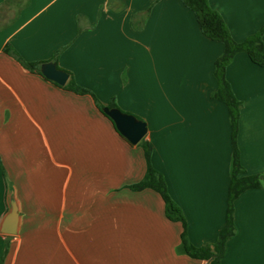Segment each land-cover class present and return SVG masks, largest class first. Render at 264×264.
Here are the masks:
<instances>
[{
  "label": "crops",
  "instance_id": "crops-1",
  "mask_svg": "<svg viewBox=\"0 0 264 264\" xmlns=\"http://www.w3.org/2000/svg\"><path fill=\"white\" fill-rule=\"evenodd\" d=\"M208 1L237 41L264 26V0ZM8 45L147 122L152 163L201 246L226 221L233 145L229 108L212 96L224 44L193 10L183 0H0V258L8 246L3 264H210L181 250L184 224L158 191L127 187L146 173L144 149L92 95L25 69ZM226 75L242 102V165L264 173V66L239 52ZM11 187L14 234L1 231ZM234 220L223 264H264V185L235 199Z\"/></svg>",
  "mask_w": 264,
  "mask_h": 264
},
{
  "label": "trees",
  "instance_id": "trees-1",
  "mask_svg": "<svg viewBox=\"0 0 264 264\" xmlns=\"http://www.w3.org/2000/svg\"><path fill=\"white\" fill-rule=\"evenodd\" d=\"M183 1L195 13L203 33L208 38L224 44L222 54L215 61L214 76L217 80L218 87L212 93V96L228 106L232 126L233 160L225 224L220 230L217 240L214 243H206L197 246L190 241L187 233V223L183 212L171 197L163 173L154 167L152 163L153 144L146 138H143L138 143V146H141L144 149L147 161L146 173L140 181L129 184L127 187L132 190L152 188L158 191L166 203L167 216L171 220L182 221L184 224L181 250L194 258L204 260L213 258L210 264H223V257L227 250V243L237 233V226L234 220L235 199L247 189L259 188L264 185V173L249 174L242 165L240 150L237 144L242 102L236 97L232 86L227 79L226 71L230 62L239 52H246L254 63L264 66V26L243 41H237L231 35L221 14L211 7L208 0ZM5 51L14 56L25 69L43 75L41 72L42 62L25 60L10 45L5 47ZM54 83L74 93L92 95L96 105L103 112V107L106 104L102 103L92 90L78 84L72 75L65 85H60L55 81ZM107 105L110 107H118V104L114 99H110ZM7 251L8 246L0 258V264L4 263Z\"/></svg>",
  "mask_w": 264,
  "mask_h": 264
},
{
  "label": "water",
  "instance_id": "water-1",
  "mask_svg": "<svg viewBox=\"0 0 264 264\" xmlns=\"http://www.w3.org/2000/svg\"><path fill=\"white\" fill-rule=\"evenodd\" d=\"M41 72L48 79L60 85H65L69 78V73L57 66L55 61L45 62L41 65ZM103 112L115 123L118 131L132 144H138L148 132L147 122L134 114L123 111L120 107H110L105 105ZM9 211L1 224V231L14 234L17 232L20 221V208L15 197L14 188L9 190ZM213 258L209 259L211 262Z\"/></svg>",
  "mask_w": 264,
  "mask_h": 264
},
{
  "label": "rangeland",
  "instance_id": "rangeland-1",
  "mask_svg": "<svg viewBox=\"0 0 264 264\" xmlns=\"http://www.w3.org/2000/svg\"><path fill=\"white\" fill-rule=\"evenodd\" d=\"M230 122H231V120H230ZM231 135H232V126H231ZM232 160H233V155H232Z\"/></svg>",
  "mask_w": 264,
  "mask_h": 264
}]
</instances>
